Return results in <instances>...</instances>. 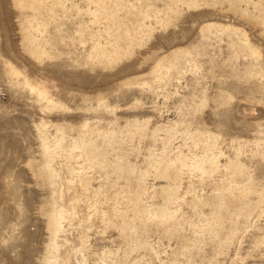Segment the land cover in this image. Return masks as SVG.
Here are the masks:
<instances>
[{
    "label": "rangeland",
    "instance_id": "rangeland-1",
    "mask_svg": "<svg viewBox=\"0 0 264 264\" xmlns=\"http://www.w3.org/2000/svg\"><path fill=\"white\" fill-rule=\"evenodd\" d=\"M0 264H264V0H0Z\"/></svg>",
    "mask_w": 264,
    "mask_h": 264
}]
</instances>
